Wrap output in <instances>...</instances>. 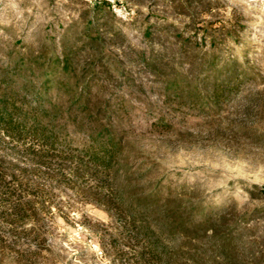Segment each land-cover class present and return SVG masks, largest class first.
Wrapping results in <instances>:
<instances>
[{"label": "rangeland", "instance_id": "obj_1", "mask_svg": "<svg viewBox=\"0 0 264 264\" xmlns=\"http://www.w3.org/2000/svg\"><path fill=\"white\" fill-rule=\"evenodd\" d=\"M24 83L56 143L0 133V264H164L157 193L186 212L170 264H264V0H0V89Z\"/></svg>", "mask_w": 264, "mask_h": 264}, {"label": "trees", "instance_id": "obj_2", "mask_svg": "<svg viewBox=\"0 0 264 264\" xmlns=\"http://www.w3.org/2000/svg\"><path fill=\"white\" fill-rule=\"evenodd\" d=\"M57 64L68 79L74 78V75L71 73L72 64L67 55L57 58ZM231 73L235 76L237 72L232 70ZM64 79H59L60 85L57 86L58 90H61L60 87L65 85ZM41 81L44 89H47L51 80L46 78ZM20 91L24 92V94L30 91L29 85L24 83L18 89H0V133L18 140L29 136L46 145H54L56 143L55 125L51 119L53 116L50 113L54 112L55 119L60 109L56 105L51 110L44 109L41 105L35 108H24L22 105H19L20 103H24V98H22L23 96L20 94ZM77 107L74 110V115L77 118L80 117L83 122L82 124H86V120H91L90 118H92L91 109L85 103L81 104L80 102H78ZM91 123L87 125L91 126ZM96 130L97 134L93 136V141L96 142L100 138H103L106 143H99L97 141L98 145L93 146L94 151L91 154V160L104 168H110L114 164L116 154L123 150L122 145L116 140L117 133L113 130L96 128L92 133H95ZM159 196L157 193L154 204L159 205L162 202L161 206H158L162 213V222L157 227V230L151 231V233L147 230H142L139 233L145 239V242H147V251L144 252L142 248L141 254H146L142 256L144 260H147L146 257H148L149 261L160 260L164 264H170L173 255L170 253L168 246L162 242V237L187 236L188 230L184 222L186 212L182 209L180 200L172 201L169 198L161 200ZM211 231H213V228Z\"/></svg>", "mask_w": 264, "mask_h": 264}, {"label": "built area", "instance_id": "obj_3", "mask_svg": "<svg viewBox=\"0 0 264 264\" xmlns=\"http://www.w3.org/2000/svg\"><path fill=\"white\" fill-rule=\"evenodd\" d=\"M84 1L89 2V3H96L99 0H84ZM112 7H113V11L115 13H117V14L119 13L120 14L122 12V10L120 8H116L115 5H113Z\"/></svg>", "mask_w": 264, "mask_h": 264}]
</instances>
